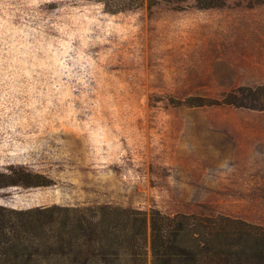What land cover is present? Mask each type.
Masks as SVG:
<instances>
[{
  "label": "rangeland",
  "instance_id": "rangeland-1",
  "mask_svg": "<svg viewBox=\"0 0 264 264\" xmlns=\"http://www.w3.org/2000/svg\"><path fill=\"white\" fill-rule=\"evenodd\" d=\"M249 1L0 0V183H44L0 187V204L57 205L122 237L152 209L264 227V109L249 107L264 100L234 94L264 86V4Z\"/></svg>",
  "mask_w": 264,
  "mask_h": 264
},
{
  "label": "trees",
  "instance_id": "trees-1",
  "mask_svg": "<svg viewBox=\"0 0 264 264\" xmlns=\"http://www.w3.org/2000/svg\"><path fill=\"white\" fill-rule=\"evenodd\" d=\"M110 13L180 0H96ZM201 8L222 7L227 0H194ZM250 5L264 0H250ZM249 100H264V86L241 88ZM264 109V105H249ZM0 187L43 185L27 170L4 173ZM132 234H116L117 224L96 221L93 216H71L57 205L17 209L0 204V264H126V243L135 263L147 264L144 213L133 211ZM140 214V212H138ZM137 222V225H135ZM139 222V223H138ZM150 224V225H149ZM150 264H264V227L225 214H164L152 209L149 218ZM128 227V223L124 228ZM120 228V230H124Z\"/></svg>",
  "mask_w": 264,
  "mask_h": 264
}]
</instances>
